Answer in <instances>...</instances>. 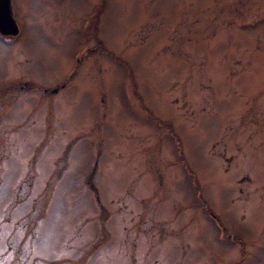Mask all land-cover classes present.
I'll return each mask as SVG.
<instances>
[{
  "label": "rangeland",
  "instance_id": "1",
  "mask_svg": "<svg viewBox=\"0 0 264 264\" xmlns=\"http://www.w3.org/2000/svg\"><path fill=\"white\" fill-rule=\"evenodd\" d=\"M9 3L0 264H264V0Z\"/></svg>",
  "mask_w": 264,
  "mask_h": 264
},
{
  "label": "water",
  "instance_id": "2",
  "mask_svg": "<svg viewBox=\"0 0 264 264\" xmlns=\"http://www.w3.org/2000/svg\"><path fill=\"white\" fill-rule=\"evenodd\" d=\"M9 9V0H0V34L5 36L17 35L18 30Z\"/></svg>",
  "mask_w": 264,
  "mask_h": 264
},
{
  "label": "flooded vegetation",
  "instance_id": "3",
  "mask_svg": "<svg viewBox=\"0 0 264 264\" xmlns=\"http://www.w3.org/2000/svg\"><path fill=\"white\" fill-rule=\"evenodd\" d=\"M17 32H18V30H17ZM0 35H2V34H0ZM17 35H18V34H17ZM17 35H10V36L2 35V36L4 37L5 40L10 41V39H12V38H14V37L16 38Z\"/></svg>",
  "mask_w": 264,
  "mask_h": 264
},
{
  "label": "trees",
  "instance_id": "4",
  "mask_svg": "<svg viewBox=\"0 0 264 264\" xmlns=\"http://www.w3.org/2000/svg\"><path fill=\"white\" fill-rule=\"evenodd\" d=\"M18 87H21V85L20 86H13V87L7 89L6 91L7 92H12V90H14L15 88H18Z\"/></svg>",
  "mask_w": 264,
  "mask_h": 264
}]
</instances>
